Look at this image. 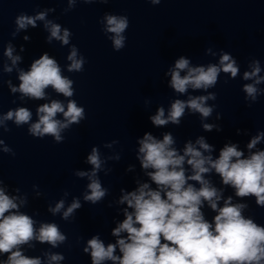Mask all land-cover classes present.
Segmentation results:
<instances>
[{
	"label": "clouds",
	"instance_id": "1",
	"mask_svg": "<svg viewBox=\"0 0 264 264\" xmlns=\"http://www.w3.org/2000/svg\"><path fill=\"white\" fill-rule=\"evenodd\" d=\"M108 2L67 0L68 8L64 9V13L73 10L78 3ZM147 2L158 5L162 0ZM49 11L54 9L41 11L35 16L20 13L14 21L16 29L13 35L29 26L36 27L37 21H45L44 27L50 33L48 43L57 40L64 46L70 45L72 32L47 20ZM99 22L113 50H122L126 45L124 33L129 28L128 17L105 13ZM24 39L29 38L26 36ZM13 51L9 44L5 56L15 66L21 57L13 55ZM207 51L211 53V49ZM66 59L70 62L67 65L69 73L84 70L86 59L76 45H71ZM249 67L251 70L243 73V79L252 83L244 84L242 90L246 93L245 101L251 107L264 95V89L258 87L264 84V76L260 75L262 69L259 60H253ZM12 70V67L5 66V72L10 73ZM239 72L236 60L223 51L219 54L218 63L206 66H192L189 58L179 57L165 73L170 76L169 87L181 95L187 94L190 88L194 91L202 90L207 95H189L186 100L175 99L167 114L163 106L159 107L156 114L149 117L151 123L156 127L167 126L169 123L179 126L187 110L192 114L199 113L204 131H221L219 125L204 122L215 109V105L209 106L207 101L217 98L215 92L208 90L217 85L221 73L230 74V78L235 79ZM18 79V87L13 86L11 81L8 86L12 93L21 94V100H47L49 96L46 89L51 88L65 97L67 103L51 99L49 103L39 105L35 122L29 108L11 109L0 115V130L3 132L11 131L8 122L12 121L17 128L28 125L27 132L34 138L50 136L56 143H62L65 131L86 119L85 108L72 99L75 95L74 81L63 74L58 62L47 53L34 60L28 71L20 69ZM262 140L264 131L254 136L247 148H255ZM175 144L176 140L171 133H164L163 139H157L146 132L138 139L137 159L151 183L137 181L138 187L134 191L121 189L118 203L126 204L127 207L123 209V220L111 232L117 240L114 244L105 245L99 235H93L83 248L84 253L90 254L91 264H105L106 261L112 264H264V225L244 215L249 208L248 204L233 202L232 196L225 198L224 189L217 188L206 178L214 172L224 186L235 190L236 197H254L256 205L264 208V150L250 151L245 157L237 144L226 143L218 157L214 158V146L203 136L198 137L194 143L187 141L182 154ZM0 145L4 146V153L15 155L2 138ZM109 159L119 160L120 156L102 158L99 147L94 146L86 158L91 170H78L74 173L76 177L87 178L89 181L83 193L84 202L95 205L108 195V189L102 185L99 173L104 171L105 175L109 174L111 169L104 167ZM133 168L130 165L128 170ZM67 195L65 191L64 196ZM27 202V196L22 198L9 195L0 178V254H7V258L0 260V264H44L41 257L25 255L22 246L34 248L33 242H39L58 248L68 240L57 223L38 222L32 215L22 212L20 209ZM65 203L62 198L54 206L49 205L47 210L53 216L61 214L64 221H71L82 203L79 197H74L67 207ZM205 203L215 213L211 221L205 218L202 211ZM122 233L126 235L122 236ZM117 248L120 255L116 254ZM44 255L47 264H60L65 259L61 253L46 252Z\"/></svg>",
	"mask_w": 264,
	"mask_h": 264
}]
</instances>
